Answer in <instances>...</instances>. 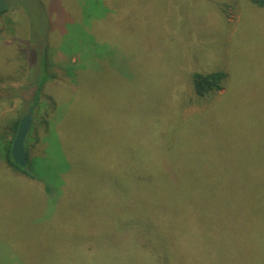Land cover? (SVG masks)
Returning a JSON list of instances; mask_svg holds the SVG:
<instances>
[{
    "label": "rangeland",
    "instance_id": "rangeland-1",
    "mask_svg": "<svg viewBox=\"0 0 264 264\" xmlns=\"http://www.w3.org/2000/svg\"><path fill=\"white\" fill-rule=\"evenodd\" d=\"M8 1L0 16L6 144L7 122L33 104L27 70H39L42 54L54 79L25 140L26 148L37 138L27 165L47 192L0 162V264H159L135 240L147 229L161 233L167 263L175 249L149 187L160 182L154 153L163 149L169 167L181 164L176 180L207 193L197 195L203 215H175L169 232L190 217L201 228L208 221L212 264H264V5ZM193 73L224 74L223 90L198 99L188 87ZM111 177L148 186L142 194L122 186L112 200ZM197 254L175 253L171 264H200Z\"/></svg>",
    "mask_w": 264,
    "mask_h": 264
},
{
    "label": "trees",
    "instance_id": "trees-1",
    "mask_svg": "<svg viewBox=\"0 0 264 264\" xmlns=\"http://www.w3.org/2000/svg\"><path fill=\"white\" fill-rule=\"evenodd\" d=\"M252 4L256 6H263L260 0H249ZM8 10L5 12L7 13ZM5 13H2L0 16H3ZM48 56L46 54L41 55L40 68L39 70L32 71L30 69L27 70L31 72L30 77H26L27 79H33V83L31 85L32 99L33 104L31 107H40L39 100L42 91L44 90L45 85H48L50 82L53 83V77L48 70ZM30 65V64H29ZM28 65V67H29ZM225 80V75L222 73H212L209 75L202 74H192L191 76V84L188 82V87L191 89L193 95L198 99H207L213 95L220 93L223 90V82ZM28 90V88H26ZM8 93L13 91H7ZM30 92V89H29ZM21 116H16L10 122H7L9 126V132L11 133L9 143L6 144V136H0V162H2L7 169L14 171L16 174L20 176L26 177L30 181L37 183L42 190H46L47 186H43L41 183L42 180L38 179L31 173V169H29L28 165L25 168H20L17 166L12 158H11V146L16 134L19 120ZM33 111H32V128H35V122H33ZM46 127V134L48 135V129L51 124L48 122L41 123ZM48 128V129H47ZM34 132V131H33ZM32 135V134H31ZM37 138L35 136L30 137V141L25 148L27 161H29L28 154V146L31 144L37 143ZM164 141L162 143H166ZM32 145V146H33ZM44 154V152H43ZM171 153L169 150H160V152L154 153V159H157L162 165H159L158 169H156L154 173V178H159L156 183H150L149 187L151 190V204L152 210L159 213L160 216L166 219L167 231L162 235L165 237L166 244L171 243L174 247L175 251H169L168 261L167 263H162L161 252L163 251L162 246V236L161 233L156 232L154 230L147 229V232L141 235L135 234L136 242H141L145 247L151 249V254H155L158 258L159 264H171L174 258V254L178 253L182 256V254H190L194 250L197 251V256L200 264H212L211 252L212 250V233L210 225L208 221L205 222L204 226L201 228L202 224L195 223L191 220H186L183 225L175 228L171 233L169 232V226L173 225L177 220L174 218L175 215H179L180 217L186 216L188 214H193L194 217L202 216L203 213L199 211V203L197 202V195H206L207 193H202L206 191L202 186L193 182H180L176 180L177 177L183 175L181 170V164H173L171 167L167 163H171L169 160V156ZM37 157V156H34ZM32 157V158H34ZM31 158V159H32ZM28 164V163H27ZM107 168L115 169L114 165H111V161L108 163ZM110 174H114L113 171H109ZM106 181L112 182L115 184L116 190L114 192L110 191L111 199L115 196V192L124 187H131L133 192L136 194H142L141 190L144 187H147V180H131L136 182L135 184H129V179H114V178H105ZM117 180V181H115ZM180 180V179H178ZM141 185V187H140ZM44 187V188H43ZM121 190V189H120ZM127 196L130 198V195H126L123 197V200H127ZM113 200V199H112ZM121 204V199L118 202ZM164 214H162V213ZM199 213V214H198ZM191 216V215H190ZM195 228L198 231H195ZM145 231V230H144ZM150 231V232H149ZM201 233V235H200ZM166 251V250H165ZM166 255V254H165ZM164 256V253H163Z\"/></svg>",
    "mask_w": 264,
    "mask_h": 264
},
{
    "label": "water",
    "instance_id": "water-1",
    "mask_svg": "<svg viewBox=\"0 0 264 264\" xmlns=\"http://www.w3.org/2000/svg\"><path fill=\"white\" fill-rule=\"evenodd\" d=\"M10 8L8 0H0V15ZM32 111L33 107L29 108L20 118L16 134L11 146V158L13 162L20 168L27 166V156L25 151V140L32 127Z\"/></svg>",
    "mask_w": 264,
    "mask_h": 264
}]
</instances>
